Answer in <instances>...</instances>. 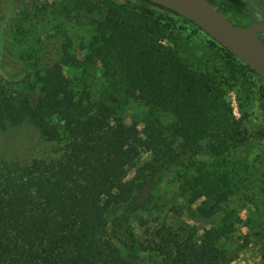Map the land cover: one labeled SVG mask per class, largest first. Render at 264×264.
Returning <instances> with one entry per match:
<instances>
[{"label":"trees","instance_id":"trees-1","mask_svg":"<svg viewBox=\"0 0 264 264\" xmlns=\"http://www.w3.org/2000/svg\"><path fill=\"white\" fill-rule=\"evenodd\" d=\"M55 4L58 18L88 25L90 38L79 57L68 44L58 64L28 74L23 88L0 79V141L31 124L49 144L28 161L0 158V264H234L226 243L239 222L229 207L233 182L191 160L262 138L264 125L243 133L215 86L216 71L196 70L161 39L178 31L213 47L264 99L261 77L251 80L258 75L198 26L147 0ZM96 61L124 96L145 102L142 128L117 101L78 96L66 69ZM160 112L175 122L162 123ZM173 173L183 199L170 208L175 223L155 199Z\"/></svg>","mask_w":264,"mask_h":264},{"label":"rangeland","instance_id":"rangeland-1","mask_svg":"<svg viewBox=\"0 0 264 264\" xmlns=\"http://www.w3.org/2000/svg\"><path fill=\"white\" fill-rule=\"evenodd\" d=\"M54 1L59 2L0 0V79L12 83L14 88H23L25 77L36 69L46 70L58 64L68 44L72 46L69 53L79 57L78 48L89 41V26H83L74 19L70 22L58 18L55 14L58 7L54 6ZM168 34L161 39V43L180 50L196 70L216 71L215 86L223 92L234 121L247 135L257 132L264 125V99L257 89L241 75H233L222 60L225 56L213 47L182 36L185 33L177 31ZM101 65L100 61H96L91 68L66 69V75L71 78L79 97L89 96L92 101L111 98L118 102L128 122L139 123L142 128L143 118L148 112L145 102L131 95L124 96L125 91L116 89L115 80L106 75L107 69ZM251 80L262 83L257 77H251ZM115 90L120 94V100L112 94ZM158 116L164 124L175 122V117L165 112H160ZM48 148L49 144L41 140L38 129L24 124L3 134L0 158L24 162L41 156ZM191 161L195 167L218 170L233 182L235 193L229 207L236 211L239 222L236 232L226 243L235 257L234 264H264L261 255H264V137L253 138L246 145L229 142L221 156L202 155ZM174 173L165 178L155 196L156 203L163 210L162 215H168L167 219L172 223L176 220L170 208L183 205ZM134 174L133 169L129 178ZM192 210L195 211V208ZM199 226L203 227L204 223ZM245 236L249 237V243L245 241Z\"/></svg>","mask_w":264,"mask_h":264},{"label":"water","instance_id":"water-1","mask_svg":"<svg viewBox=\"0 0 264 264\" xmlns=\"http://www.w3.org/2000/svg\"><path fill=\"white\" fill-rule=\"evenodd\" d=\"M147 1L163 6L198 26L202 33L227 49L264 82V42L256 36V31H264V24L253 21L250 27H240L207 0ZM257 15L260 14L257 12Z\"/></svg>","mask_w":264,"mask_h":264},{"label":"flooded vegetation","instance_id":"flooded-vegetation-1","mask_svg":"<svg viewBox=\"0 0 264 264\" xmlns=\"http://www.w3.org/2000/svg\"><path fill=\"white\" fill-rule=\"evenodd\" d=\"M220 13L240 27H250L253 21L264 24V0H207ZM257 12L260 15H257ZM260 16V17H259ZM256 36L264 42V31H256ZM260 76L257 78L259 79Z\"/></svg>","mask_w":264,"mask_h":264}]
</instances>
